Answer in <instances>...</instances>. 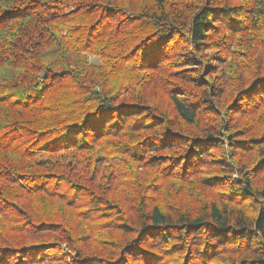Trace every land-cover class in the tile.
Returning <instances> with one entry per match:
<instances>
[{
    "label": "trees",
    "instance_id": "obj_1",
    "mask_svg": "<svg viewBox=\"0 0 264 264\" xmlns=\"http://www.w3.org/2000/svg\"><path fill=\"white\" fill-rule=\"evenodd\" d=\"M0 264H264V0H0Z\"/></svg>",
    "mask_w": 264,
    "mask_h": 264
},
{
    "label": "rangeland",
    "instance_id": "obj_2",
    "mask_svg": "<svg viewBox=\"0 0 264 264\" xmlns=\"http://www.w3.org/2000/svg\"><path fill=\"white\" fill-rule=\"evenodd\" d=\"M89 59H90L91 62H95V63L99 62V60L96 57H93L91 55L89 56Z\"/></svg>",
    "mask_w": 264,
    "mask_h": 264
}]
</instances>
